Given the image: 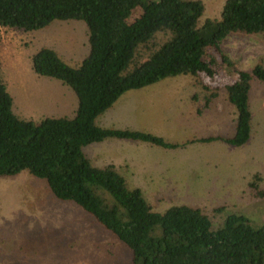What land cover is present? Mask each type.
I'll list each match as a JSON object with an SVG mask.
<instances>
[{
    "label": "trees",
    "instance_id": "1",
    "mask_svg": "<svg viewBox=\"0 0 264 264\" xmlns=\"http://www.w3.org/2000/svg\"><path fill=\"white\" fill-rule=\"evenodd\" d=\"M136 9L141 13L131 21ZM204 12L200 0H0V40L2 28L36 32L55 21H83L90 46L77 68L50 49L31 58L36 76L59 81L76 95L78 108L71 119L36 123L17 117L0 62V178L26 172L44 181L56 200L78 206L129 249L131 264H264V224L255 227L243 215H230L215 229L200 209L175 206L163 214L154 212L113 165L96 167L84 153V148L110 139L164 149L215 141L232 147L248 143L250 92L253 82L264 85L263 63L249 71L235 69L233 83L222 89L210 88L201 75L213 78L223 65L234 66L221 50L229 37L264 35V0H226L220 20L206 19L201 25ZM160 34L166 39L155 45ZM141 48L151 52L137 65ZM179 76L190 77L198 90L192 98L198 115L214 110L225 94L236 112L233 137L177 145L149 133L96 125L127 92ZM260 182L255 175L249 187L260 193Z\"/></svg>",
    "mask_w": 264,
    "mask_h": 264
},
{
    "label": "rangeland",
    "instance_id": "2",
    "mask_svg": "<svg viewBox=\"0 0 264 264\" xmlns=\"http://www.w3.org/2000/svg\"><path fill=\"white\" fill-rule=\"evenodd\" d=\"M200 1L205 6L201 25L206 19L220 20L226 0ZM140 13L136 9L131 21ZM165 39L160 34L154 44ZM41 49L53 50L71 68L79 67L90 53L86 23L55 21L36 32L1 30V74L13 99V113L36 123L45 118L71 119L78 108L74 92L59 81L36 76L31 69V58ZM221 50L234 66L223 65L213 78L201 75L212 89L233 83L235 69L249 71L258 63L264 65V35L231 36ZM150 52L141 48L136 64ZM191 81L179 76L127 92L98 117L96 125L149 133L177 145L233 137L236 112L224 93L214 110L205 115L197 110L190 113L191 98L198 93ZM249 101L251 135L242 147L215 141L164 149L110 139L84 148V153L93 154L98 167L126 162L129 169L118 173L129 188L142 192L154 212L187 206L204 211L215 229L230 215H243L260 227L264 224V85L252 83ZM255 175L261 178L260 193L249 187ZM131 259L129 249L115 236L75 204L56 200L44 181L26 172L0 178V264H131Z\"/></svg>",
    "mask_w": 264,
    "mask_h": 264
},
{
    "label": "crops",
    "instance_id": "3",
    "mask_svg": "<svg viewBox=\"0 0 264 264\" xmlns=\"http://www.w3.org/2000/svg\"><path fill=\"white\" fill-rule=\"evenodd\" d=\"M191 100H192V102H193V104H192V108H190V113L191 114H193V113H195V111L197 110L196 109V104L194 103V101H193V99L191 98ZM194 106H195V108H194ZM206 114V111L202 114V115H205ZM105 129H107V128H105ZM108 129H110V128H108ZM113 140H115V139H113ZM193 140H197V139H193ZM193 140H190V141H193ZM121 141V140H120ZM190 141H187L186 143H188V142H190ZM185 143V144H186ZM171 144H173V143H171ZM149 145V144H148ZM183 145V144H182ZM89 154V153H88ZM86 156L88 157V159H90V161H91V163L94 165V166H96L95 164H94V162H93V159H92V157H93V154H89V155H87L86 154ZM109 165H113L116 169H117V171L118 170H122V171H124V170H128L129 169V165L126 163V162H124V163H122V164H120L119 166H117V165H114V164H107V166H109ZM104 166V165H103ZM101 166L100 168H104V167H107V166ZM96 167H98V166H96ZM130 172V171H129ZM120 174V173H119ZM121 175V174H120ZM122 176V175H121ZM123 177V176H122ZM124 178V177H123ZM125 179V178H124ZM126 181V180H125ZM126 184L128 185V182L126 181Z\"/></svg>",
    "mask_w": 264,
    "mask_h": 264
}]
</instances>
